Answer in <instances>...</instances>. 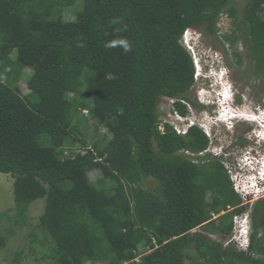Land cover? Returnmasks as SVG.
Instances as JSON below:
<instances>
[{"label": "trees", "instance_id": "16d2710c", "mask_svg": "<svg viewBox=\"0 0 264 264\" xmlns=\"http://www.w3.org/2000/svg\"><path fill=\"white\" fill-rule=\"evenodd\" d=\"M224 16L231 31L221 35ZM189 27L229 42L239 58L244 41L264 79V0L242 9L235 0H0V173L14 178L17 223L46 199L39 228L52 264H264V197L246 251L213 238L228 239L233 215L249 205L223 159L185 152L208 147L201 128H160L162 97L182 115V100L200 106L189 97ZM95 169L101 177L91 180ZM6 244L1 235L0 250Z\"/></svg>", "mask_w": 264, "mask_h": 264}, {"label": "rangeland", "instance_id": "374dc122", "mask_svg": "<svg viewBox=\"0 0 264 264\" xmlns=\"http://www.w3.org/2000/svg\"><path fill=\"white\" fill-rule=\"evenodd\" d=\"M246 2L247 0H235L239 9H242ZM76 12V10H72L73 14L67 17V19H74ZM200 30L202 32V43L198 44V47H195V49L191 48L190 50L189 47L187 48L192 54L195 51L199 59L201 58L200 55H203L202 57H207L210 54L213 55V58H215V55H218L219 58L223 59L221 62L222 65L225 66L226 79L229 80L233 87V98L230 100L233 109L242 112H253L264 109V79L257 77L253 72V62L248 56V47L244 41H240L237 48V52L240 53L241 57L239 58V55L235 53V48L232 47L229 42L224 43L221 38H215L207 33L204 28H199V31ZM230 31L231 20L224 16L219 22V34L223 35ZM200 36L201 34L198 35V37ZM209 65L214 66L212 63H209ZM205 68H208V66L205 65ZM32 74L33 70L31 68H26L23 71L20 84L23 91L22 93L28 91V81ZM213 78L214 77H210V79L214 80ZM210 79H200L196 82V85L189 94V97L193 101L198 103L197 95L201 88L207 90L201 91L204 97L210 95L209 91H212ZM212 87H214L213 84ZM217 87L216 85V88ZM206 103H208V100H206ZM191 106L190 108L193 109L195 115L211 121L216 120V118L213 120L209 119L210 115L220 111L219 106L211 104L197 107L191 104ZM172 109V101L162 97L158 105V112L162 114L161 117L166 114L169 116ZM174 115L175 114H173L172 118ZM238 119V122L232 120L230 125L229 123L226 125L221 122H216L217 124L215 123L214 127L212 125L213 143L211 144L216 147L217 152L222 151V147L228 148L229 152H227V155L229 157L224 158V161H226L228 165H235L241 154H243L247 148L254 145L251 132L253 128L257 127V124L252 121H247L244 118ZM88 131L89 134L92 135L93 128L88 127ZM105 133L106 129L101 127L98 134L101 137H105ZM74 148L79 150L80 146H75ZM261 150H263V148ZM89 177L91 180H97L101 177V171L98 169L92 170L89 172ZM254 200L255 199H253V202L250 203L248 208L249 216H251L253 205L258 201ZM15 203L14 178L10 174L0 173V236H7L6 246L0 250V264H52L51 258L44 257V254L49 253L51 249V242L47 239L41 242V239L44 238V234L39 228V218L44 212L46 199L39 198L33 201L27 211V218L23 219V221L20 220L19 223L15 221L16 214L13 210ZM213 238L224 242V245L229 244V239H225L222 236L214 235ZM20 250H23L21 261H16V254Z\"/></svg>", "mask_w": 264, "mask_h": 264}, {"label": "clouds", "instance_id": "9594fccd", "mask_svg": "<svg viewBox=\"0 0 264 264\" xmlns=\"http://www.w3.org/2000/svg\"><path fill=\"white\" fill-rule=\"evenodd\" d=\"M199 34H201L200 37H198ZM201 37H202V32H201V30L199 31V28L189 27L186 29V31L183 34L182 42L185 44L186 47H189L190 50H191V48L195 49V47L196 48L198 47V44L202 43ZM124 48H125V50H128L129 46L127 43L124 44ZM192 56H193L194 65H195V75H194L195 76V85H196V82L199 81L200 79L205 80V79H210V77H214L213 78L214 80L210 79L211 90H212V91H209L210 95L208 97H204V95L201 94L202 93L201 91H203V90L207 91V90L204 88H201L198 91V95H197L198 96L197 97L198 103L197 104L200 106H202V105L205 106V104H211L214 106H219L220 111H218V113L211 114L210 118H209L212 120L216 118V120L211 121V120H208L206 118L204 119L202 117L195 115L193 109L190 108V107H192L191 103H189L185 100H182V101H185V104L187 106L188 105L190 106V107L188 106V110H189L188 114L187 115L181 114L182 118H179L176 115H174V117L172 118L173 114H175L174 108H173L172 111L170 112L171 116L170 115L167 116V114H166L165 116L160 117L162 119L160 125L164 124V122H169L171 125L174 126V129L176 130V132L181 134V135L187 134L189 129L193 126H197V127L201 128L209 138V145L206 149L203 150V151L208 150L205 153V155L208 154L212 157H218V158H221L224 160V158L229 157L227 155V152H229L228 148L222 147V151L217 152L216 147L213 146V144H211V143H213V141H212V137H213L212 125L214 127V124L216 122H221V123H224L226 125L229 123V125H230L232 123V120H236L238 122L239 121L238 118L242 119L244 117L236 116L235 113H237L238 110L233 109V106L230 103L231 98H233V87H232L231 83L229 82V80L226 79L225 66L222 65V62H221V61H223V59L219 58L218 55H215V58H213V55H211V54L207 57L206 56L202 57L203 55H200L202 59L201 58L199 59L197 57V55L195 54V51L192 54ZM209 63H212L214 66L209 65ZM204 64L206 66H208V68H205ZM212 84L214 87H212ZM216 85L218 86L217 88H216ZM164 97L173 101L172 107H174L175 98L167 97V96H164ZM206 100H208V103H206ZM253 113L255 115L264 116V109H261V110L259 109L258 111H253ZM221 117H223V118H221ZM244 119L247 121L255 122L257 124V127L253 128V131L251 132L252 139L255 138L256 137L255 132L261 127L262 123L259 122L258 120H250L246 117ZM175 125L183 127L184 129H186V131L183 133L178 132ZM206 130L208 131L209 134H207ZM205 155L200 156L199 160L203 159ZM241 157H242V154H241L240 158ZM242 205H250V204H242ZM248 208L244 212H246V211L248 212ZM249 217H250V221L247 223V232L245 233V238H247L249 240V246H250L251 236L253 233L252 213H251V216H249ZM231 243H233V242H231ZM249 246H248V248H249ZM243 251H246V250H243Z\"/></svg>", "mask_w": 264, "mask_h": 264}, {"label": "built area", "instance_id": "2783aa9c", "mask_svg": "<svg viewBox=\"0 0 264 264\" xmlns=\"http://www.w3.org/2000/svg\"><path fill=\"white\" fill-rule=\"evenodd\" d=\"M183 102L185 103V101ZM174 113L177 117L182 118L181 113L175 108ZM175 126L178 132L183 133L186 131L183 127ZM160 128L164 129L163 124L160 125ZM206 132L209 134L207 130ZM255 136L252 139L254 145L244 151L242 157L235 165H228L224 161L230 174L233 188L240 195L242 204H250L253 199L258 200L264 197V124H261V127L255 132ZM262 148L263 150H261ZM207 151H201L198 154H192L189 151L185 152L193 161L198 162L199 157L205 155ZM231 209L232 207H229V210ZM249 221L250 217L247 211L233 215V231L228 239L229 243H235L241 250H247L249 246V240L245 238Z\"/></svg>", "mask_w": 264, "mask_h": 264}, {"label": "bare ground", "instance_id": "6f19581e", "mask_svg": "<svg viewBox=\"0 0 264 264\" xmlns=\"http://www.w3.org/2000/svg\"><path fill=\"white\" fill-rule=\"evenodd\" d=\"M235 114H236V116H241V117H244V118L246 117V118H248L250 120H258L259 122L264 124V116L255 115L253 112L237 111V113H235ZM221 118H223V117H221Z\"/></svg>", "mask_w": 264, "mask_h": 264}, {"label": "flooded vegetation", "instance_id": "af4514ba", "mask_svg": "<svg viewBox=\"0 0 264 264\" xmlns=\"http://www.w3.org/2000/svg\"><path fill=\"white\" fill-rule=\"evenodd\" d=\"M236 142V141H235Z\"/></svg>", "mask_w": 264, "mask_h": 264}]
</instances>
